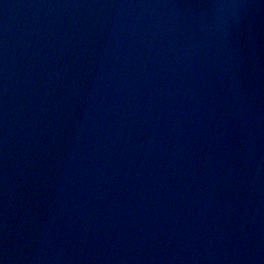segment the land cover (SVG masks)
Masks as SVG:
<instances>
[{
  "label": "water",
  "instance_id": "95a60500",
  "mask_svg": "<svg viewBox=\"0 0 264 264\" xmlns=\"http://www.w3.org/2000/svg\"><path fill=\"white\" fill-rule=\"evenodd\" d=\"M0 264H264V0H0Z\"/></svg>",
  "mask_w": 264,
  "mask_h": 264
},
{
  "label": "clouds",
  "instance_id": "9594fccd",
  "mask_svg": "<svg viewBox=\"0 0 264 264\" xmlns=\"http://www.w3.org/2000/svg\"><path fill=\"white\" fill-rule=\"evenodd\" d=\"M221 7H224V6H221Z\"/></svg>",
  "mask_w": 264,
  "mask_h": 264
}]
</instances>
